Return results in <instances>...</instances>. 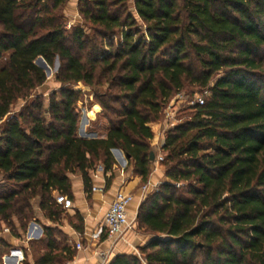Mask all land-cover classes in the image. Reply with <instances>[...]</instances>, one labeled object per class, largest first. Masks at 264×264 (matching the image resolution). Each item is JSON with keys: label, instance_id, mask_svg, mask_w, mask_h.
I'll return each mask as SVG.
<instances>
[{"label": "trees", "instance_id": "trees-1", "mask_svg": "<svg viewBox=\"0 0 264 264\" xmlns=\"http://www.w3.org/2000/svg\"><path fill=\"white\" fill-rule=\"evenodd\" d=\"M68 3L0 0V230L5 223L20 236L17 219L25 233L35 198L58 222L64 208L54 192L72 199L68 174L76 172L90 192L99 163L114 169V148L146 185L150 123L194 86L205 103L168 130L161 163L169 182L139 207L138 228L154 238L139 248L142 258L120 254L109 264H264V0H134L135 13L128 0H78L92 32L80 25L70 35ZM40 56L62 62L63 87L48 107L40 95L29 100L47 80ZM105 81L98 103L107 136L79 137L81 91L71 86ZM19 100L26 103L12 115ZM56 232L45 226V237L29 242L33 264L74 259ZM10 247L0 238V264Z\"/></svg>", "mask_w": 264, "mask_h": 264}, {"label": "crops", "instance_id": "crops-1", "mask_svg": "<svg viewBox=\"0 0 264 264\" xmlns=\"http://www.w3.org/2000/svg\"><path fill=\"white\" fill-rule=\"evenodd\" d=\"M73 4L67 7V12L71 18H81L78 10V0ZM48 104L49 102L46 105L47 107ZM93 107L91 111L95 118H97L96 114L101 109L96 104ZM159 125H161L160 128H163L164 132L168 131L164 123ZM108 130L109 124L106 125V129L105 131L103 130L104 132L101 135L98 131H95L90 134L88 133L87 137H82L80 134L78 136L85 139L105 138ZM165 140L166 137L163 133L159 139L154 137L150 141L152 149L155 151L156 159L153 161L152 172L146 184L148 186L147 191H143L142 178L135 174L133 165H129L128 158H125L124 151L122 150L121 155H115L112 150L116 159L114 169L106 171L102 163L99 166L97 165L96 169L91 172L92 189L90 192L86 191L81 172L68 174L73 194V206L69 209L64 208V210L68 211L70 215L69 220L61 217L58 222H54L57 225L53 224V221L46 218L44 212L41 210L40 198H35L33 206L36 218L40 220L45 218L42 224L37 222L38 220L32 221L24 233L18 220L14 219L20 234V236H16L12 233L9 226L2 223L0 230L1 238L12 245L10 251L17 250L24 255V260L18 264H24L25 259L30 264L34 263L33 256L29 251V242L45 237L43 225L52 226L57 229V239L76 250L75 257L69 264H109L115 256L120 254L135 255L142 258L139 248L150 242L154 236L146 234L138 228L137 216L139 207L147 196L154 192L160 184L169 182L164 165L157 160V157L163 155ZM0 182L2 183L3 181L0 180ZM119 191H125L134 196L133 201L128 206V217L131 227L121 237H109L105 226V217ZM58 194L57 191L54 192L55 198ZM75 218L78 222L73 221ZM75 224L78 226H75ZM78 244H81V248L77 247ZM10 251L5 252L3 256ZM143 263L146 264L144 260ZM11 264H17L16 259Z\"/></svg>", "mask_w": 264, "mask_h": 264}, {"label": "rangeland", "instance_id": "rangeland-1", "mask_svg": "<svg viewBox=\"0 0 264 264\" xmlns=\"http://www.w3.org/2000/svg\"><path fill=\"white\" fill-rule=\"evenodd\" d=\"M76 2H77V0H69V3L65 7V22H66V29H67L68 35H70V33L73 31V28L75 26H80V25L85 26L86 29L88 30V32H92L90 30V27H89L90 24L88 22H85L82 17L81 18L78 17V18L74 19V18H71V16L67 12V7L74 5L73 3H76ZM128 2H129L130 8L135 13V11H134V0H128ZM107 39L113 40V37H108ZM116 40H118L117 37H116ZM61 64H62L61 60L56 59L54 66L49 65L50 70L48 73L46 70H44L46 77H47V80L44 83V85L37 88L32 93L31 97L29 98L30 101L35 99L38 95H40V97L44 99V101L47 105L52 93L59 92L62 89L63 84L61 82L57 81V78H56L57 72L59 71ZM71 87H73L76 90L81 91L80 100L78 101V104H77V110L80 114V120H79V126H78V135L80 134L82 136L81 128H83V131L85 134H88V133L90 134L92 132L98 131L101 135V133L105 131L106 125L108 124V121L104 118L103 108L98 103V99L101 98L102 95L109 90L110 84L105 81V82H102V85H97V86H88V85H85L84 83H79V84H74ZM57 97L60 98L59 93H57ZM197 97L206 98L207 94H206V92H202L201 90H199L198 88H195L194 86L193 87L191 86L190 88H187V89L183 90L182 92L175 94L171 98V100L167 103V105L164 107L161 118L158 121L150 123V126L154 132V137L156 139L157 138L159 139L161 134L164 133L165 137L167 135L168 131L164 132L163 128H160L161 125H159V124L164 123L165 128L167 127L169 130V129L173 128L174 126L178 125L179 123H182V122L190 119V117L192 115V110L190 107H192L193 105L196 104L195 101H196ZM25 103H26V100L17 101L16 104L12 108V115L19 114L20 111H22ZM95 104L98 105L101 109L96 114L97 118H95V116L93 115V113L91 111L92 108H94L93 106ZM91 117H93V119H91ZM110 117H113L112 113H110ZM84 118L86 119L85 123H84V120H85ZM83 123H84V125H83ZM0 133H2L1 124H0ZM163 155H164V153H163ZM99 165H100V163L98 164V166ZM165 169H166V167H165ZM0 180L3 181V176L1 174H0ZM0 184H2V183L0 182ZM62 217L66 218L68 220L70 219V215L68 214L67 210H63ZM44 219L40 220V219L34 218L32 221L38 220L37 222H40L42 224ZM73 221L78 222V220L76 218L73 219ZM53 224L57 225V223H54V222H53ZM43 227H45V226L43 225ZM1 237L2 236H0V238ZM9 245L12 246L11 244H9ZM8 251H10L9 248H6V249L4 248L2 250L3 254L5 252H8ZM1 263L4 264L3 255H2Z\"/></svg>", "mask_w": 264, "mask_h": 264}, {"label": "built area", "instance_id": "built-area-1", "mask_svg": "<svg viewBox=\"0 0 264 264\" xmlns=\"http://www.w3.org/2000/svg\"><path fill=\"white\" fill-rule=\"evenodd\" d=\"M196 103L204 104L205 98L197 97ZM1 139V133H0ZM164 159V155L157 157V160L161 162ZM96 189V188H95ZM148 186H143V191H147ZM134 196L131 193L125 191H119L115 200L111 204L106 217L105 226L109 237H121L130 227L131 223L128 217V206L133 201ZM56 202L63 206L65 209H69L73 206V201L66 195L58 194L56 196ZM81 248V244L77 245ZM17 261V264L24 260V255L17 250H12L8 254L3 256L4 264H11L13 260Z\"/></svg>", "mask_w": 264, "mask_h": 264}, {"label": "water", "instance_id": "water-1", "mask_svg": "<svg viewBox=\"0 0 264 264\" xmlns=\"http://www.w3.org/2000/svg\"><path fill=\"white\" fill-rule=\"evenodd\" d=\"M35 63H36L40 68H42L43 70H46L47 73L49 72V70H50V66H49V64L46 62V60H45L43 57H41V56L38 57V58L36 59ZM86 136H87V135H83V134H82V137H86ZM112 150H113V152H114L115 155H121V154H122V150H121L120 148H114V149H112ZM125 158L127 159L128 156L125 155ZM155 159H156L155 151H152V152H151V160H152V161H155Z\"/></svg>", "mask_w": 264, "mask_h": 264}]
</instances>
